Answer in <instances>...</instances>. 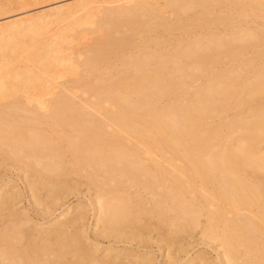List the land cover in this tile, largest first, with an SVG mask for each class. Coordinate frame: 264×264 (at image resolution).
<instances>
[{
	"label": "bare ground",
	"instance_id": "bare-ground-1",
	"mask_svg": "<svg viewBox=\"0 0 264 264\" xmlns=\"http://www.w3.org/2000/svg\"><path fill=\"white\" fill-rule=\"evenodd\" d=\"M27 1H0V166L29 205L0 184V264H215L186 254L196 227L218 264H264V107L194 129L264 93V69L233 84L264 59V0Z\"/></svg>",
	"mask_w": 264,
	"mask_h": 264
},
{
	"label": "rangeland",
	"instance_id": "rangeland-1",
	"mask_svg": "<svg viewBox=\"0 0 264 264\" xmlns=\"http://www.w3.org/2000/svg\"><path fill=\"white\" fill-rule=\"evenodd\" d=\"M0 1L2 3H9V2L13 3L14 1H17V0H0ZM41 1L43 2V0H35V1L28 0L27 1L28 3L25 6H27L28 8H32L35 6L44 5L45 6L44 8H48L49 5H54L58 2H63V1L67 2L68 0H50V1H46L45 3L40 4ZM257 21L262 22V19H257ZM257 43L264 46V41H257ZM79 47H80V43L73 44L72 50L74 51V54H76V51ZM246 50H247V53L241 57H237V58L231 57V56L223 57L221 59V62L217 64L215 69L216 70L234 69L239 64L241 59H246L253 55L251 47H248ZM261 69H264V59H261L255 62L253 67L249 68L248 70H241V71L235 72L234 74H236V76H234L233 84L234 86H236V89L240 91L245 81H249V80L253 81L252 79H253L254 73ZM82 76L83 74L81 73L80 69H76L74 72L65 73L61 78L57 79V82H59L58 84L59 88L66 87V86L67 87L76 86L90 79V78H82ZM205 79H206V76L202 73H196L188 77H185L186 88L189 91H192L196 84L203 83ZM182 97L187 98L185 95ZM237 97L238 95L237 96L235 95L233 98L229 100L227 105L222 106L218 110L203 113L201 119L197 120V122L195 123V126H194L195 131H210L217 124V122L221 120H229L235 117L236 115H239V114L245 115L252 110L258 109L260 107H264V93H259V94L251 96L250 98H248V101L243 105L239 104L236 101ZM175 98H176V95L174 93H168L167 95H164L159 100L158 103L159 104H163L165 102L167 103V102L174 100ZM232 134L237 135L238 133L233 132ZM258 147L264 148V142H261L258 145ZM9 165L10 164L4 165V167L0 166V184L6 183V186L3 187L4 190L11 186H14V190L19 189L20 192L22 193L19 198L20 201L17 202L15 200L17 202L16 205H14L15 207H19V208L28 207L29 206L28 201L25 198L26 192L23 187V183H25L23 174H21L22 172L18 171L14 166H9ZM248 174L249 176L250 174L253 175L252 173H248ZM83 182H84V179L80 178L79 183H83ZM85 188L86 186L84 184L80 185L79 190L81 193L77 194L76 195L77 197L73 195H69V197L67 198L66 204H69V203L71 204L75 202L77 199L86 200V196L84 194L86 193L87 190ZM87 194H91V192L89 191L87 192ZM64 207L65 206H62L61 208L63 209ZM61 208L56 210L55 213L61 210ZM201 220H203V218ZM43 221H46V218H44ZM91 221L93 224L94 221L93 220ZM199 230H200V227H196L195 229L191 231L190 235L185 237L184 239L185 242H184L183 247H185L186 254L189 255V254H194L197 251H201V252H204L207 258L212 260L215 264H218L216 260L217 255H216L215 250H213L212 247L207 246L206 244L198 240L200 236ZM103 243H105V241H103ZM214 245H216V243L212 244V246ZM150 250H152V252H154L155 255L157 254L158 258L161 256L160 253L158 252L157 246L153 245L150 248ZM180 254H182V252H180Z\"/></svg>",
	"mask_w": 264,
	"mask_h": 264
}]
</instances>
